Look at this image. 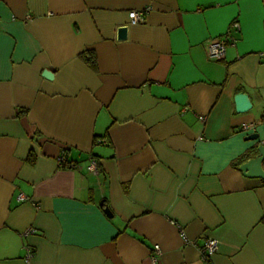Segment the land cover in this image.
Returning <instances> with one entry per match:
<instances>
[{
  "label": "crops",
  "instance_id": "crops-1",
  "mask_svg": "<svg viewBox=\"0 0 264 264\" xmlns=\"http://www.w3.org/2000/svg\"><path fill=\"white\" fill-rule=\"evenodd\" d=\"M258 145L264 0H0V264H264Z\"/></svg>",
  "mask_w": 264,
  "mask_h": 264
},
{
  "label": "built area",
  "instance_id": "built-area-1",
  "mask_svg": "<svg viewBox=\"0 0 264 264\" xmlns=\"http://www.w3.org/2000/svg\"><path fill=\"white\" fill-rule=\"evenodd\" d=\"M128 16H129L130 22L132 24L140 23L144 19V11L143 10H141V11H129ZM231 26L235 28L238 26V23L233 22L231 24ZM225 48H226V39L224 37L212 39L207 44V56L210 59H219L224 55ZM253 128H254V123H248V124L242 125L243 130H249V129H253ZM97 141L98 142H104V139H98ZM57 160H58V165L60 167L73 168V169L78 167V165L76 163L67 161L63 156H59L57 158ZM87 170L90 171L91 173H94V174L98 173V167H97L96 159L91 158L89 160V163L87 165ZM17 198L19 200H22L25 197L22 194H20V195H18ZM28 231H30V230H28ZM183 239H184V241L187 242L184 234H183ZM217 249H218L217 239H215L213 237H207L205 239L203 246L201 247V258H202V260L206 264H212V262L210 261V257H211V255H213L217 251ZM158 250H159L158 245H155L154 251L158 252ZM30 255H31V253L28 252V254L26 255V258L28 259L30 257Z\"/></svg>",
  "mask_w": 264,
  "mask_h": 264
},
{
  "label": "water",
  "instance_id": "water-1",
  "mask_svg": "<svg viewBox=\"0 0 264 264\" xmlns=\"http://www.w3.org/2000/svg\"><path fill=\"white\" fill-rule=\"evenodd\" d=\"M126 30V26L119 27L117 30V36L119 38H124L126 36ZM42 74L48 79H51L52 77V73L49 70H44ZM234 100L237 112L243 113L251 108V102L246 93L239 92L235 94ZM257 136V133H251L247 135L246 139H256ZM262 161H264V145H258L256 155L241 163L239 165V170L245 177L264 180V167H262ZM103 209L107 215L111 216L108 206H105Z\"/></svg>",
  "mask_w": 264,
  "mask_h": 264
},
{
  "label": "trees",
  "instance_id": "trees-1",
  "mask_svg": "<svg viewBox=\"0 0 264 264\" xmlns=\"http://www.w3.org/2000/svg\"><path fill=\"white\" fill-rule=\"evenodd\" d=\"M81 57L90 64L91 66L95 65V57L91 52H84L81 54ZM242 158L237 159L236 165H238L241 162Z\"/></svg>",
  "mask_w": 264,
  "mask_h": 264
}]
</instances>
